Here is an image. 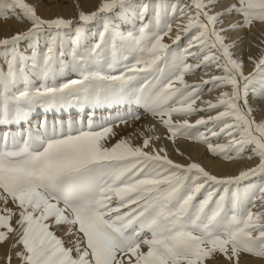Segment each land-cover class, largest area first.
Returning <instances> with one entry per match:
<instances>
[{
	"label": "snow or ice",
	"instance_id": "obj_1",
	"mask_svg": "<svg viewBox=\"0 0 264 264\" xmlns=\"http://www.w3.org/2000/svg\"><path fill=\"white\" fill-rule=\"evenodd\" d=\"M218 3L99 0L74 18H45L26 0H0V16L29 22L0 38V127L7 129L0 132V243L15 235L20 264L264 258V115L257 120L260 106L250 102L264 98V47L247 57L248 72L234 51L244 32L264 24V0ZM177 13L187 19L177 21L172 43H165ZM202 69L220 74L185 80ZM205 87L226 90L201 100ZM133 106L154 117L173 143L182 136L224 159L248 155L258 163L220 177L197 162H174L157 147L155 124L138 130L141 143L128 137L110 143L114 124L140 119ZM212 111L194 122L173 119ZM220 136L227 142H211ZM61 224L70 226L66 234L78 233L73 247L51 230ZM11 259L9 252L6 264Z\"/></svg>",
	"mask_w": 264,
	"mask_h": 264
},
{
	"label": "rangeland",
	"instance_id": "obj_2",
	"mask_svg": "<svg viewBox=\"0 0 264 264\" xmlns=\"http://www.w3.org/2000/svg\"><path fill=\"white\" fill-rule=\"evenodd\" d=\"M26 2H27V0H26ZM38 2H39V4H41V3L49 4V3L57 2V3H61L62 6H64L67 3L66 0H63V1L62 0H36L34 4H32V3H29V4L35 5V4H38ZM146 2L155 3V0H146ZM168 2H169V4H171L173 2V0H168ZM183 2L184 3H187L188 0H183ZM75 7L77 8V10H79L78 5H76ZM170 10L171 9L169 8V11ZM149 15H151V12H149ZM41 16H44L45 18L54 17V16H49V15H41ZM61 16L64 17V15H61ZM76 16L75 15H72V16L65 17V18H74ZM12 18H14V17H12L10 15L0 16V22L1 21H6V20H11ZM186 19H187L186 16H183L182 17L179 13L176 14L175 18L170 21L172 23V25H173V31L170 34V36L164 37V42L165 43H169V44L172 43L171 37H174L176 35V32L174 33V31H176L175 25H176L177 21H183V20H186ZM20 22L21 23H27L28 21L27 20H23V21L20 20ZM244 35L246 36L245 41L242 44H239L234 49V51H235L236 55H241L242 54L243 57L245 58V62H246L245 64H247L248 63L247 57L249 55H252V54L258 55L259 52H260V47H264V45H261V43H260L262 40H264V34L263 35H260V34H254V33H252V34L244 33ZM8 36H11V35H9V34L5 35V33H0V38H5V37H8ZM260 37L262 38V40H261ZM96 38L98 39V36ZM92 42H94V41L92 39H90L89 40V43H92ZM186 42H187L186 40L182 39L181 42H180L181 47H183L186 44ZM249 45H250L249 49H250V52L252 54H249L248 55L244 51V49L246 48V46H249ZM24 49H25V45H21V50H24ZM65 58H67V57H65ZM189 62L194 63L196 61L190 59ZM4 66H5L4 65V61H3L2 58H0V67H4ZM207 70L209 72L211 71L213 74H220L218 71H215L214 69H202V70H198L195 73L186 74L185 80L188 83L198 82L200 80V78H199L200 76L198 78L196 76L201 75V74H202L201 75L202 76L201 78H205L206 79L207 78V75L206 74L208 73ZM66 78H75V77H74V75H69ZM38 83H39V81H37V84ZM220 89L221 88H214V89H212V91H208V88L205 87V89L201 92L200 95L201 96H204V94H211L210 98L211 97L212 98H215L216 96L214 97V95H217L221 91ZM222 90H225V89H222ZM261 99H264V98L253 99V98L250 97V102L255 107V106L261 104L260 103ZM197 103H198V101H197ZM126 108H127V106H124L123 108H120V107H113L111 109L104 108V109H101V110H98L97 111V116H101V115L107 114L108 112H111V113L115 114L118 111L126 110ZM133 110L134 111H139V113H140V119L143 118V117H149V116L152 117L151 115H146L144 113V110L142 108L137 109L135 106H133ZM214 112L213 111L210 112V113L209 112H206V114L207 115H209V114L211 115V113H213L215 115ZM255 112H254V115H255ZM200 114L204 115L205 112H198V113L192 114L191 116H188V118H192L193 117V120L190 121V122H194L198 118V115H200ZM78 115L79 114L77 112L73 111V118H76ZM84 117H85V119L87 118V113L86 112L84 113ZM176 117L177 116L174 115L173 116V119H178ZM178 117H183V116H178ZM49 118H51V117H49ZM38 119H39V116L38 115H34L32 117V119H31L30 123L34 125ZM140 119L139 120L130 119L127 123L120 124L119 126H116L114 124L113 125V128H114V132L116 133V135L111 138L110 143H115L116 140L120 139L121 137H128V138H130L131 141H132V143H134V144L141 143L142 142V138L138 135V130L139 131H144V130L138 126ZM25 126L26 125H24V124H21L20 125L21 128H23ZM5 130H7V129L6 128H3V127H0V132L5 131ZM11 130L12 131H15L16 130V126L15 125H12L11 126ZM199 130L200 131H204V127L201 126ZM165 132H166V130L164 129V131L162 132V135H161L162 138H164ZM132 135H134V137ZM145 135H151V134H148L147 132H145ZM164 139H166V138H164ZM166 140H168V139H166ZM168 141H170V140H168ZM178 141H181V142L183 141V143L180 144L178 147H175V149H173L171 147L169 148V147L165 146L164 144H161L160 143V140L158 142H156V144H157V147H159L160 145H163L167 149V153H168L169 159H172L174 162L181 163V164H188L190 162H197V163L200 164V162H199L198 159H194V161H188L186 163L183 162V161H180V159L183 160L185 158V156H190L189 155L190 153H194V152L201 151V150H202V156L203 157H205V158L210 157L213 160H215V159H221L224 162H228V161L233 160V159H244V158H246L248 156V155H244V156L238 157V158L224 159L221 156L213 155L212 153H210L208 151L207 145L204 144V143H201L199 141L190 140V139H187V138L182 137V136L177 137L175 143L178 142ZM170 142H172V141H170ZM211 142L213 144H217V143H223V142L226 143L227 141H226V138L224 136H220V137H217V138H212ZM191 145H192V147H191ZM194 148H197V149H194ZM177 149H178V151H177ZM199 149H201V150H199ZM181 153H182V155H181ZM250 160H253V161L256 160V162L252 166H254V165H256L258 163V158H255L254 157V158H251ZM235 175H237V174H235ZM249 182H251V183H258L260 181L257 180L256 178H253V180L252 181H249ZM200 198H203V197L200 196ZM257 203H259V202H257ZM0 206H3V201L2 200H0ZM8 206L14 207L12 205V202L11 201H9ZM14 223H15V217L13 218V224ZM69 227H70L69 225L61 224V225L53 226L51 228V230L55 233V235L58 236L59 238H61L64 241V246L65 247H73L74 246V242L76 241V239H78V233H76L75 230H73L72 234H66L68 232ZM14 239H15V235L13 234L12 236H10L8 238L7 242L0 243V252L2 253V255L4 257V261H5V262L0 263V264H4V263L6 264V258H7L8 254H9V252H11V254H12L11 264H20V261L16 257L15 253L17 251H20L21 250L22 245H17L15 248H12L11 245L13 244ZM73 254L75 255V252ZM252 257L253 256L241 257V260H243L244 258H252ZM221 261H226V260L222 256H217L215 260H211L210 259L208 261V264H220Z\"/></svg>",
	"mask_w": 264,
	"mask_h": 264
},
{
	"label": "bare ground",
	"instance_id": "obj_3",
	"mask_svg": "<svg viewBox=\"0 0 264 264\" xmlns=\"http://www.w3.org/2000/svg\"><path fill=\"white\" fill-rule=\"evenodd\" d=\"M35 1L36 0H27L28 3H32V4H34ZM66 1H67V3L64 6H62L61 3H57V2L49 3V4H45V3L39 4V2H38L39 5L35 4L34 6H36L37 13H39L40 15H49V16H54V17L57 15H59V16L64 15V17H69L72 15L76 16L78 14V10L75 7L76 5H78L79 10H83V11L87 12V11L94 10L99 4V0H66ZM224 2H226V0H220V3L217 4V8H219L221 6V4ZM42 17H44V16H42ZM233 18H235V17H233ZM28 26H29L28 22L27 23H21L20 20H18L14 17L11 20H6V21L0 22V33H5V35H7V34L12 35L18 31L26 29ZM175 32L176 31H174V33ZM244 33H248V34L254 33V34L263 35L264 34V24H260L259 22H257L253 26V28L251 29V32H244ZM230 35L235 37V36L241 35V33L240 32H233ZM261 40H262V38H261ZM249 47H250V45L246 46V48L244 49V51L248 55L252 54L250 52ZM252 55H256V54H252ZM251 67H252V65L249 62L247 64H245V72L250 71ZM201 75H198L196 77L198 78L200 76L199 78L201 79V77H202ZM220 90H222V89H220ZM210 96H211V94H204V96H201V100L214 99L212 97L210 98ZM215 96L216 95H214V97ZM199 103H200V101H198L197 105H199ZM260 103H261V104H259L260 107L255 112V115H256L255 118L257 120H260L262 115H264V99H261ZM212 114L213 113H211V115ZM207 116H210V114L207 115L205 112L204 115H202V114L198 115V118L207 117ZM176 118H178V119L187 118V119H189V121L193 120V117L188 118V117H178L177 116ZM152 124L156 125L159 134L162 135L164 128L153 117L149 116V117L141 118L138 126L144 130L146 125H152ZM147 133L152 135V133H149V132H147ZM132 136L134 137V135H132ZM160 143L164 144L165 146H167L169 148L171 147V148L175 149V147H178L180 144L183 143V141L182 142L178 141L176 143H173V142H170V141L161 137ZM223 143H225V142H223ZM191 147H192V145H191ZM194 149H197V148H194ZM199 150H201V149H199ZM189 155L190 156H185V158L183 160L179 158L180 161H183L186 163L188 161H194V159H198L200 164L207 171H209L213 175H217V176H221V177L238 174L239 171L251 167L256 162V160H254V161L250 160V158L248 156L244 159H233V160H230L228 162H224L221 159L213 160L210 157H208V158L203 157L202 156V150L194 152V153H190ZM3 262H5L4 257L2 255V253L0 252V263H3ZM245 262H247V264H264V258L252 257V258H244L243 260H241V264H245ZM220 264H227V261H221Z\"/></svg>",
	"mask_w": 264,
	"mask_h": 264
}]
</instances>
